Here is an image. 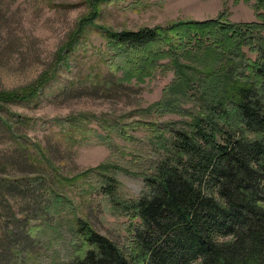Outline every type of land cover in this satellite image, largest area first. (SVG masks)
<instances>
[{"label": "rangeland", "instance_id": "1", "mask_svg": "<svg viewBox=\"0 0 264 264\" xmlns=\"http://www.w3.org/2000/svg\"><path fill=\"white\" fill-rule=\"evenodd\" d=\"M94 12L95 27L86 26L67 51ZM263 12L258 0H0V93L24 95L48 79L38 96L0 95V242L11 240V263H69L81 219L126 246L139 219L125 203L152 191L150 176L169 156L174 131L205 125L206 114L235 129L217 116L254 62L264 61V32L244 28L261 23ZM217 17L232 27L228 49L208 37L177 40L175 56L129 80L124 57L101 31ZM175 65L195 80L187 96ZM210 73L219 76L217 103L202 95ZM15 216L28 217L32 250L14 245Z\"/></svg>", "mask_w": 264, "mask_h": 264}, {"label": "trees", "instance_id": "2", "mask_svg": "<svg viewBox=\"0 0 264 264\" xmlns=\"http://www.w3.org/2000/svg\"><path fill=\"white\" fill-rule=\"evenodd\" d=\"M260 6L264 8V0H258ZM96 14L82 20L67 51L86 26L95 27L91 20ZM258 17L261 23L244 28L253 34L264 32V12ZM231 29L219 24L217 17L138 30H100L114 54L124 57V78L129 80L133 75L143 78L157 68V61L175 56L177 40L182 45L195 37H208L228 49ZM240 31L239 26L234 33ZM175 69L177 88L187 96L195 80L187 66L175 65ZM47 81L43 76L24 95L0 93L1 101L38 96ZM232 89L229 108L217 117L235 129L226 130L206 114L205 125L195 122L189 131H174L169 156L150 176L152 191L125 203L139 219L132 227V240L121 246L88 221L78 220L79 243L74 258L65 264H264V61L254 62L251 77ZM217 91L219 76L210 73L202 95L217 103ZM105 191L112 194L111 189ZM25 219L15 216L14 245L20 244L21 251L32 250L33 244L30 222ZM12 246L11 240L0 242V251L11 254L0 256V264H16L11 263Z\"/></svg>", "mask_w": 264, "mask_h": 264}]
</instances>
